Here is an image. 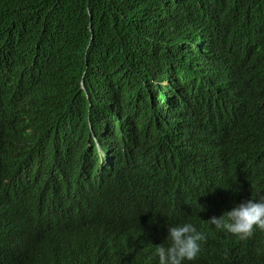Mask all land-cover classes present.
Instances as JSON below:
<instances>
[{"label":"trees","instance_id":"trees-1","mask_svg":"<svg viewBox=\"0 0 264 264\" xmlns=\"http://www.w3.org/2000/svg\"><path fill=\"white\" fill-rule=\"evenodd\" d=\"M144 0H0V68L17 62L37 60L45 70L44 77L36 85V97L28 103L0 100V105L14 113L11 128L14 143L8 144L6 130L0 135V173L9 178L13 170H25L26 165L38 171L88 172V182H81L75 189L76 198L91 197L101 191L120 187L123 196L130 195L141 203V212L152 219L154 232L138 239L136 248L121 237L120 230L114 235L99 234V226L108 223L120 227V219L133 208L121 200L113 207L92 209L95 215H84L80 207L62 220L53 216L50 235L43 236L37 244V234L32 216L26 217L17 227L0 226V264H156L153 246L164 242L169 224L191 222L208 234L199 257L191 264H264V232H255L247 240L217 231L208 226L211 216L221 215L233 206L264 191V179L259 182L258 163L264 156L256 148V142L264 138V121L248 123L243 112H238L236 124L226 137L220 138L219 148L231 163L234 182L216 185L213 193L181 189L173 175L165 168L152 165L156 149L146 144L124 138L107 123L102 131L111 137L108 146L103 142L108 156L133 151L138 158L128 167L133 174L139 170L147 173L138 182H120L122 173L117 168L101 169L96 152L82 151L55 162V166L30 160L23 154L30 148L49 156L59 150L56 124L49 106L48 96L61 93V81L69 82L70 98L63 99L66 107V125L75 126L81 120L98 123L107 121L106 103L122 96L132 109L138 123L153 126L149 103L142 91L149 69L144 60V50L156 29L177 15L183 1L147 0L158 6V19L154 32L150 27L126 31L125 7L140 8ZM246 3L249 0H234ZM245 39L250 46L249 54L230 59L231 73L244 78H256L264 83V25L252 26L250 34L245 25ZM85 82V90L80 85ZM253 81L250 80L249 84ZM253 91L245 89L247 99ZM88 94V97H87ZM250 109H248L249 111ZM101 118V119H100ZM95 142L94 137L92 143ZM260 144V143H259ZM161 161L168 162L167 158ZM137 187V188H136ZM64 192V196H65ZM4 194L0 183V197ZM201 195V196H199ZM196 196H199L196 198ZM61 209V204L58 211ZM55 221V222H54ZM78 238L72 249L71 239ZM82 238V239H79ZM99 240L98 252L95 245ZM36 249L34 247L36 246ZM18 245V246H16ZM15 247L22 253L7 260V249ZM34 249V250H33Z\"/></svg>","mask_w":264,"mask_h":264},{"label":"clouds","instance_id":"clouds-1","mask_svg":"<svg viewBox=\"0 0 264 264\" xmlns=\"http://www.w3.org/2000/svg\"><path fill=\"white\" fill-rule=\"evenodd\" d=\"M178 1L168 0L171 3ZM182 1L177 15L155 32L158 6L144 0L140 8L125 7L124 30L132 32L150 27L154 32L144 50V60L149 69L142 91L149 103L153 126L138 123L132 109L120 95L106 103L108 115L105 124L88 118L68 127L66 107L62 101L70 98L68 95L72 94V89L69 82L61 81L63 92L48 96L59 150L45 156L37 153L34 147L23 152L25 157L47 168V165L55 166L56 161L71 154L96 152L100 168H117L122 173L120 182L123 184L146 178L147 173L143 170L133 174L128 172L127 167L138 158L135 152L108 156L103 142L109 146L111 137L106 140L110 135L104 133L106 137H103L102 131L109 123L124 138L146 144L151 151L156 149L152 165L165 168L181 189L203 195L213 193L216 185L222 187L226 182H234L228 156L219 148L220 138L232 130L238 112L244 113L248 123L264 121V83L231 73L228 67L230 59L249 54L250 46L241 25H245L252 35V26L264 25V0L240 4L234 0ZM44 73V67L37 60L23 59L15 65L0 68V100L28 103L36 97V85ZM250 80L252 84H249ZM84 83L80 84L83 90ZM173 84L179 85L180 89L172 90ZM247 88L254 90L249 99L245 96ZM13 118V110L0 105V135L8 130L6 140L10 145L14 143ZM256 148L264 156V138L256 142ZM162 158H167L168 162L161 161ZM257 168L259 182H262L264 161L258 163ZM88 180V172H50L48 168L38 171L30 165H26L23 171L13 170L6 179L0 173L4 191L0 197V226L17 227L26 217L32 216L38 244L41 237L50 235L53 216L59 214L61 216L55 221L62 220L71 215L75 207H80L84 215L91 218L95 216L92 209L113 207L125 200L134 212L126 213L120 219V227L100 224L99 234L115 236L114 231L118 229L121 232L119 238L130 241L135 249L138 239L154 232L152 219L141 212V203L132 200L129 194L123 196L120 187L91 197L76 198L74 191L78 184ZM206 221L209 227L240 240L251 238L257 231L264 232V191L256 192L252 198ZM207 239L208 234L191 222L169 224L164 242L152 249L156 264H191L201 254ZM77 240L71 239L72 249L76 248ZM95 247L99 253L108 255L100 251L99 240ZM6 251L7 260L31 252L22 253L15 247ZM132 261L135 264V258Z\"/></svg>","mask_w":264,"mask_h":264},{"label":"rangeland","instance_id":"rangeland-1","mask_svg":"<svg viewBox=\"0 0 264 264\" xmlns=\"http://www.w3.org/2000/svg\"><path fill=\"white\" fill-rule=\"evenodd\" d=\"M171 89L172 90L176 89V91H178L180 89V86L179 85L177 86L176 84H173Z\"/></svg>","mask_w":264,"mask_h":264}]
</instances>
